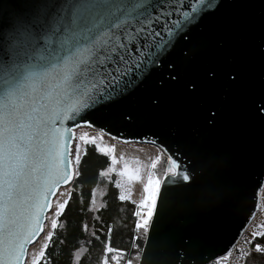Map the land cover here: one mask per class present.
Instances as JSON below:
<instances>
[{"label": "snow or ice", "instance_id": "obj_1", "mask_svg": "<svg viewBox=\"0 0 264 264\" xmlns=\"http://www.w3.org/2000/svg\"><path fill=\"white\" fill-rule=\"evenodd\" d=\"M220 3L10 0L0 8V264H50L46 250L72 198V188L62 192V186L81 176L90 149L106 157L107 171H113L115 146L101 147L105 135L129 142L94 124L91 115L129 100L177 43L197 53L204 38L196 29ZM122 117L134 124L147 114L130 108ZM152 143L159 154L151 167L159 163L163 176L149 172L145 183L139 169L124 166L115 173L143 183L144 197L136 208L145 211L133 213L137 235L127 256L105 243L100 264H169L156 243H136L141 233L148 239L162 183L179 184L178 195L191 206H208L204 197L212 192L201 186L196 161L180 146L174 152L158 137ZM240 149L228 152L224 162L230 166L237 157L242 160ZM249 219L240 233L247 247L238 237L223 256L209 257L207 264L227 262L230 255L235 264L264 258V220ZM109 253H114L110 261ZM184 255L181 264H200L194 246Z\"/></svg>", "mask_w": 264, "mask_h": 264}, {"label": "water", "instance_id": "obj_2", "mask_svg": "<svg viewBox=\"0 0 264 264\" xmlns=\"http://www.w3.org/2000/svg\"><path fill=\"white\" fill-rule=\"evenodd\" d=\"M9 3L0 0V8ZM196 35L204 38L197 53L177 43L129 100L90 117L129 142L114 141L158 148V137L198 164L201 186L212 192L208 206H191L179 184L162 183L144 239L142 247L156 243L169 264H181L189 245L200 264L223 256L255 213L264 183V0H221ZM130 108L147 119L129 124L122 112ZM238 146L243 158L229 166L224 158Z\"/></svg>", "mask_w": 264, "mask_h": 264}, {"label": "trees", "instance_id": "obj_3", "mask_svg": "<svg viewBox=\"0 0 264 264\" xmlns=\"http://www.w3.org/2000/svg\"><path fill=\"white\" fill-rule=\"evenodd\" d=\"M75 166V165H74ZM107 158L91 149L81 166V176L69 186L72 198L60 218L51 246L50 264H100L104 244L125 251L127 256L137 235L136 207L119 199L115 173L108 172ZM104 171L105 176L100 172ZM144 235L136 243L142 247ZM114 253L108 254L110 261ZM248 264H264V258Z\"/></svg>", "mask_w": 264, "mask_h": 264}, {"label": "rangeland", "instance_id": "obj_4", "mask_svg": "<svg viewBox=\"0 0 264 264\" xmlns=\"http://www.w3.org/2000/svg\"><path fill=\"white\" fill-rule=\"evenodd\" d=\"M103 141L104 143L101 144V147H104V144H107L108 146H115V152L113 154L116 156L118 162L113 166L114 173L120 171L124 166H128L133 170L139 169V175L145 183L149 172H153L154 175L158 177L163 176L159 163H157L155 169H152L151 167L152 160L159 154L158 148L141 144H124L111 140L105 136L103 137ZM121 157H123L122 160ZM166 159L167 157L165 156V162ZM117 182L120 184V187L117 188L119 197L120 195H124L126 197L125 200L131 202L136 207V205L139 204L144 197L143 183H141L140 180L129 182L126 177H119L116 175V184ZM66 188H61V191L63 192ZM136 211L143 212L145 209L136 208ZM137 219L138 218L136 217V220ZM38 246L39 245H36L37 248ZM33 250L34 248L31 246L29 251L31 252Z\"/></svg>", "mask_w": 264, "mask_h": 264}, {"label": "built area", "instance_id": "obj_5", "mask_svg": "<svg viewBox=\"0 0 264 264\" xmlns=\"http://www.w3.org/2000/svg\"><path fill=\"white\" fill-rule=\"evenodd\" d=\"M252 219H255L257 222H259V220H264V183L261 190L258 192V205L255 211V216H252ZM248 223H250V221ZM239 239L240 244L247 247V245L243 243V237L241 235ZM221 264H235L234 256H228L227 262L222 261Z\"/></svg>", "mask_w": 264, "mask_h": 264}]
</instances>
